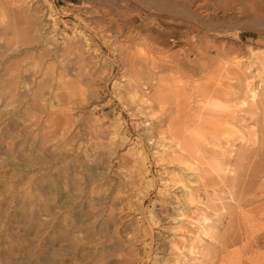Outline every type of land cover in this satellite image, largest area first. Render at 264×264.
Wrapping results in <instances>:
<instances>
[{
  "label": "rangeland",
  "instance_id": "obj_1",
  "mask_svg": "<svg viewBox=\"0 0 264 264\" xmlns=\"http://www.w3.org/2000/svg\"><path fill=\"white\" fill-rule=\"evenodd\" d=\"M27 1L19 17L32 32L6 61L27 71L15 99L0 92V264H264V11L239 13V0H191L188 17L169 0H120V14L96 0ZM86 40L94 79L69 78L89 92L35 101L37 56L49 49L44 62L66 64L61 48ZM218 66L221 97L204 96ZM160 79L180 85L165 108ZM72 181L73 196L59 185Z\"/></svg>",
  "mask_w": 264,
  "mask_h": 264
},
{
  "label": "bare ground",
  "instance_id": "obj_2",
  "mask_svg": "<svg viewBox=\"0 0 264 264\" xmlns=\"http://www.w3.org/2000/svg\"><path fill=\"white\" fill-rule=\"evenodd\" d=\"M98 1L101 10L102 12H105V13H112V12H117V14H120L119 12H125V9H127L124 5H122L124 2V0L121 2L122 4L119 5V1L120 0H96ZM127 1V0H126ZM144 1V4H146L147 6L149 7H153V5L155 6V4H157L159 7H163L162 4V1H152V0H143ZM156 1L158 3H156ZM164 3L163 4H167L165 1L166 0H163ZM169 1H172L171 3H168L170 4L169 6V10L171 12H176V13H179L180 15L181 14H185L187 16V6H189V2L191 0H169ZM209 1V0H207ZM225 3L223 5V8L225 9L226 6H227V3L228 1H225L223 0ZM240 1V5L238 7L237 10H239V13H242L244 11H247L248 8H258L259 7V10L261 11H264V6H262V3H264V0H239ZM128 2V1H127ZM126 2V3H127ZM28 3L27 0H0V34L2 33L3 35L0 37V41H2V45L0 47L4 48V50L2 51V49L0 50V58H4V59H0V66H1V69L3 70V72L0 74L2 77H4L3 81L1 82V86H0V92L2 95L4 94H8V96H10L11 98L15 99L16 96H17V92H16V86H18V82L17 80H19L18 78H20V74H26V71H27V68L23 65H18V64H15L13 62L11 63H6V61L9 59V55L10 54V51L13 52L14 50V45L15 43L17 42H26V39L30 36L32 30L31 28L28 26H24V24L27 25V23H23V21H21V17H19V14H23L25 19L29 17V8L30 5H26ZM235 3V2H234ZM130 4V3H129ZM204 4V2L202 3ZM201 4V5H202ZM187 5V6H186ZM200 5V6H201ZM215 5V4H214ZM87 6V5H86ZM166 6V5H165ZM199 6V7H200ZM210 6V5H209ZM135 7V6H134ZM221 7V6H220ZM233 7V6H232ZM235 7V6H234ZM31 8V7H30ZM164 8V7H163ZM195 8V7H194ZM197 8V7H196ZM195 8V9H196ZM222 8V7H221ZM236 8V7H235ZM234 8V9H235ZM130 9V8H129ZM198 9V8H197ZM211 9V7H210ZM223 9V10H224ZM232 9V8H231ZM202 10V9H200ZM205 10V9H204ZM202 10V12L204 11ZM207 10V9H206ZM205 10V11H206ZM221 10V9H220ZM233 10V9H232ZM208 11V10H207ZM32 12V11H31ZM30 12V13H31ZM51 12V10H50ZM49 12L48 14V18H52V14ZM99 12V11H98ZM127 12V11H126ZM189 12V11H188ZM197 12V10H196ZM202 12L200 13L201 16L204 14H202ZM227 12V11H226ZM157 13V12H156ZM191 13V11H190ZM209 13H212V12H209ZM114 14V13H113ZM158 14V13H157ZM55 15V14H54ZM111 15V14H110ZM128 15V14H127ZM207 15V14H206ZM22 16V15H21ZM28 16V17H27ZM31 16V15H30ZM116 16V15H115ZM182 16V15H181ZM186 16H183V17H186ZM193 16V15H192ZM212 16V15H211ZM114 17V16H113ZM188 17V16H187ZM197 17V16H196ZM204 17H207V16H204ZM209 17V16H208ZM207 17V18H208ZM50 18V19H51ZM54 18V17H53ZM194 18V17H193ZM202 18V17H200ZM199 18V19H200ZM213 18V16H212ZM186 19V18H185ZM203 19V18H202ZM205 19V18H204ZM210 19V18H208ZM215 19V18H214ZM53 20V19H52ZM192 20V19H191ZM206 20V19H205ZM204 22H207L205 21ZM20 21L22 23H20ZM25 21V20H24ZM189 21V20H188ZM195 21V20H193ZM35 22V21H34ZM197 22V20H196ZM216 22V21H215ZM214 21H212V25L215 23ZM191 23V22H190ZM195 23V22H194ZM199 23V22H198ZM210 23V22H209ZM217 23V22H216ZM219 23V22H218ZM222 24V23H221ZM194 25V24H193ZM201 26V25H200ZM204 27V26H203ZM217 27V26H216ZM209 28V27H207ZM207 28H204V29H207ZM41 29V28H40ZM36 30V29H35ZM193 30V29H192ZM208 30V29H207ZM206 30V31H207ZM209 30H211V27L209 28ZM106 31V29H105ZM203 31V30H202ZM205 31V30H204ZM101 33V32H100ZM199 33V32H198ZM205 33V32H204ZM207 33V32H206ZM7 35H12L11 37L7 36ZM46 35V34H45ZM44 35V36H45ZM48 35V34H47ZM46 35V36H47ZM105 34H101L99 35V37L101 38V36H103ZM43 36V35H42ZM106 36V35H105ZM198 36V35H197ZM47 37H50V36H47ZM200 37V36H199ZM37 38V37H36ZM46 38V37H45ZM103 38V37H102ZM114 38V37H113ZM193 38V37H192ZM197 38V37H195ZM43 39V38H42ZM47 39H45V42L47 43ZM104 39V38H103ZM50 40V39H49ZM107 40V39H106ZM109 40V39H108ZM116 40V39H115ZM52 41V40H51ZM112 41V40H111ZM114 41V39H113ZM73 42V41H72ZM107 43V41H105ZM192 42V41H191ZM49 43H52V42H49ZM54 44V43H52ZM51 44V45H52ZM198 44V43H197ZM50 45V44H49ZM55 45V44H54ZM53 45V46H54ZM89 42L86 40V44H84V47H86V49L84 51H82L80 48L74 46H64L62 47V51L61 53H64L63 55H61V57H63L64 55H74V58L76 59L78 65L75 67L74 70L70 71L67 67V65L69 63H74V61L72 62V58L70 59L69 56H67L65 58V61H67V65L64 64L63 62H59L58 66L57 64H53V65H50V64H47L46 62H44L43 60V57H48L49 54L51 52V50L49 49H46L45 50V53L43 54H39L37 56V58L33 61V67H36L38 65H43L42 66V70H41V75L43 76L42 80L40 82H38V85H36V89L34 91H32V96L34 97V100L36 101V99L38 98H42V93L41 91H44V90H47L48 94L50 95L49 97L52 98V99H55L57 103H60L61 102V98L64 97V96H67L66 98H71V97H75V96H84L85 93H87V91L89 92V90L87 88H84L82 86H77V84L75 82H73V80H71V78H69V75H72L74 76L75 78H78V82H82L86 79H89V80H93L94 79V73L91 72V63L92 60H96L95 58L97 56H94V52H89ZM50 48V47H49ZM55 48V46H54ZM53 48V49H54ZM57 48V47H56ZM200 49V48H199ZM58 50V49H56ZM130 51V50H129ZM88 53V56H85V53ZM116 52V51H115ZM54 53V52H53ZM57 53V52H56ZM59 55V56H60ZM58 56V57H59ZM88 58V59H87ZM125 57H123V59L121 58L120 60H117L118 62H120L121 64H119L120 66L122 65V68L123 66L125 65V60H124ZM133 58V57H132ZM116 59V58H115ZM119 59V58H118ZM174 59V58H173ZM177 59V58H176ZM132 60V59H131ZM188 60V58H187ZM9 61V60H8ZM61 61V60H59ZM64 61V60H62ZM95 62V61H94ZM117 62V63H118ZM173 62V61H172ZM179 63V61H176ZM139 63V62H138ZM175 62H173L174 64ZM180 64V63H179ZM162 63L160 65H154L153 68H160L159 70H161L162 68ZM69 66V65H68ZM141 66V65H140ZM70 67V66H69ZM170 67V66H169ZM201 67L203 69L206 68V65L205 64H201ZM221 67L218 66V68L216 67V69H211L213 74L212 75H209L208 78H207V83H205V85L203 86V95L204 96H217V97H221V94H222V85H223V82L220 78V75L217 73L219 70H220ZM174 69V71H178L179 69V65L178 64H174V65H171V70ZM125 70V69H124ZM158 70V69H157ZM32 71V70H31ZM134 72V71H133ZM32 73H34V71H32ZM96 73V72H95ZM153 73V72H152ZM138 75V74H137ZM136 75V76H137ZM27 80V79H26ZM25 79H22L23 82H21V84L23 83L22 87H26L28 86V83ZM138 82V81H137ZM20 84V85H21ZM136 84V83H135ZM132 85V84H130ZM136 86V85H135ZM27 88V87H26ZM130 88V87H129ZM29 89V88H27ZM26 89V90H27ZM131 89V88H130ZM180 90V85L179 84H176V85H169V84H166L165 83V80L164 79H160L159 82L157 83V87L155 88L154 92H153V96L156 98L158 104L161 106V108H165L164 107V104L166 103H169V101L172 103L173 100H174V96H173V93H177L176 91ZM132 91V90H131ZM135 92V91H134ZM129 93V91H128ZM127 93V94H128ZM136 93V92H135ZM248 93H249V97H250V100L254 101L256 96H257V90L255 89V87L253 88H250L248 87ZM134 94V93H133ZM131 95L130 94V100L134 99L135 95ZM137 94V93H136ZM122 95V94H121ZM183 95V94H181ZM185 95V94H184ZM173 96V97H171ZM186 96V95H185ZM48 97V96H47ZM139 97V95H138ZM22 98V97H21ZM137 98V97H136ZM73 99V98H72ZM121 99V98H120ZM183 100V98H182ZM185 100V99H184ZM68 101V100H67ZM143 101V104H144V100ZM69 102V101H68ZM72 102V101H71ZM176 102V103H175ZM66 103V102H65ZM141 103V102H140ZM139 103V104H140ZM148 103V102H147ZM150 103V102H149ZM174 103L178 106V104H181L182 101H178L175 100ZM247 103V100H243L242 104H246ZM49 104V103H48ZM59 105V104H58ZM175 105V107H176ZM43 107V106H42ZM65 107V106H64ZM183 108V107H182ZM50 109V108H49ZM30 111V110H29ZM44 111V110H43ZM181 111V110H180ZM32 114V113H31ZM64 119V118H63ZM63 119H62V122H63ZM169 119V118H168ZM46 120V119H45ZM170 120V119H169ZM168 121V120H167ZM172 121V120H170ZM56 123V121H54ZM174 122V120L172 121V123ZM61 124V123H60ZM63 124V123H62ZM168 126V125H166ZM49 128V127H48ZM61 129V128H60ZM58 129V130H60ZM63 129V128H62ZM169 129V127H168ZM175 129V128H173ZM178 129V128H176ZM43 130V129H42ZM170 131V130H169ZM172 131V130H171ZM37 132V131H35ZM60 132V131H59ZM62 134H63V131H61ZM60 132V133H61ZM164 132V131H163ZM168 132V131H167ZM179 133V132H178ZM172 134V133H171ZM174 134L176 135V132L174 131ZM48 135V134H47ZM62 136V135H61ZM173 137V136H172ZM176 137H178V135H176ZM178 139V138H177ZM183 139V138H181ZM49 140V139H48ZM182 142V141H181ZM29 143V142H28ZM186 143V142H185ZM186 146H188V144H186ZM177 147H179V150L180 151H184L185 149H183V146L181 147L179 144L177 145ZM12 148V147H11ZM186 148V147H185ZM10 149V147H9ZM191 151V149H190ZM33 153V152H32ZM173 153V152H172ZM60 154V153H59ZM187 154V153H186ZM172 155V154H171ZM174 159L182 162V163H185L186 164V167L187 169H193L195 167V165L191 162V163H186L188 161L186 160H182L183 157H182V154L181 155H174ZM185 156V155H184ZM172 157V156H171ZM29 158V156H28ZM47 158V157H46ZM45 158V159H46ZM186 158V157H185ZM31 159V158H30ZM41 159V158H40ZM35 160L34 161H31L27 166L28 167H31L33 166ZM36 163V162H35ZM36 166V165H35ZM65 166V165H64ZM67 166V165H66ZM53 167V166H52ZM264 167V166H262ZM33 168V167H32ZM64 168V167H63ZM60 169V168H59ZM58 169V170H59ZM66 170V168H64ZM195 169V168H194ZM69 170V169H67ZM261 170V169H260ZM66 171H63L62 173H64ZM59 176V175H58ZM62 176V174H61ZM30 177V176H29ZM63 177V176H62ZM28 178V177H27ZM40 179V178H39ZM43 179V178H42ZM29 180V184L31 183V178L28 179ZM44 180V179H43ZM64 180V179H63ZM41 181V180H39ZM34 182V181H33ZM67 182V181H66ZM64 183L63 187L61 185V183L59 184L61 189L64 190V191H67L68 195L70 193H72V196H73V191H78L79 188L78 186H76V182L73 183L70 182V183ZM36 183V182H35ZM44 183V182H43ZM39 185V184H38ZM56 187V186H55ZM183 187L185 188V185L181 186V188L183 189ZM59 189V188H58ZM57 193H58V190H57ZM64 193V192H63ZM29 197V196H28ZM71 198V196H70ZM72 199V198H71ZM74 199V198H73ZM255 200V199H254ZM65 201V200H64ZM72 201V200H71ZM63 202V201H62ZM30 202H28L29 204ZM61 203V202H60ZM63 204V203H62ZM61 204V206H62ZM73 204V203H72ZM75 220L78 222L79 220L76 219L75 217ZM83 222V221H82ZM75 223V222H74ZM81 223V222H80ZM70 226V225H69ZM72 227V226H71ZM75 231V230H74ZM62 236V235H61ZM60 236V237H61Z\"/></svg>",
  "mask_w": 264,
  "mask_h": 264
}]
</instances>
